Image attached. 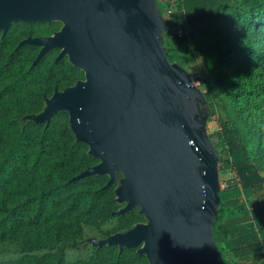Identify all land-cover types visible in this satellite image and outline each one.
Wrapping results in <instances>:
<instances>
[{"label":"trees","instance_id":"16d2710c","mask_svg":"<svg viewBox=\"0 0 264 264\" xmlns=\"http://www.w3.org/2000/svg\"><path fill=\"white\" fill-rule=\"evenodd\" d=\"M182 7L186 14L179 27L223 24L217 79L201 84L213 104L218 98L226 109L247 115L224 125L225 165L243 188H261L264 0H182ZM61 28L59 21H18L0 32V264H150L143 246L105 242L83 248L88 241L127 233L145 222V215L136 208L121 213L116 183L105 173L88 172L101 160L87 144L76 142L66 110L45 121L29 118L42 112L55 93L86 80L85 70L61 55L62 49L43 52L44 46L34 42ZM249 213L246 207L223 204L213 220L224 264H235L241 248L228 247L235 234L222 221Z\"/></svg>","mask_w":264,"mask_h":264},{"label":"water","instance_id":"95a60500","mask_svg":"<svg viewBox=\"0 0 264 264\" xmlns=\"http://www.w3.org/2000/svg\"><path fill=\"white\" fill-rule=\"evenodd\" d=\"M18 21L66 24L34 40L43 52L68 55L72 39L81 49L86 80L47 100L49 119L81 105L93 155L112 156L88 172L119 167L132 190L128 210L140 205L151 222L108 243L143 246L150 264H224L212 232L210 157L189 123L191 89L168 69L155 0H0V32Z\"/></svg>","mask_w":264,"mask_h":264},{"label":"rangeland","instance_id":"374dc122","mask_svg":"<svg viewBox=\"0 0 264 264\" xmlns=\"http://www.w3.org/2000/svg\"><path fill=\"white\" fill-rule=\"evenodd\" d=\"M155 4L161 21L160 38L168 60V69L173 75L182 76L191 89L188 99L189 123L202 137L203 145L210 157L212 176L211 221L213 222L215 217L220 215L223 204L249 209L250 213L248 215L224 218L222 226L227 231L235 234L234 243L230 245L235 246L238 244V247L241 248L238 250L239 255L235 259V264H241L242 260L264 264V186L255 189L242 187L233 169L227 168L225 165V161L229 158L228 147L222 143L225 123L235 120L240 121L241 118H245L247 115L226 109L218 98L215 99V104H213L208 98L206 86L201 84L204 79L211 78L213 81L217 79L214 68L219 55L218 42L225 36L223 24L218 21L179 27L178 22L186 14L181 5V0H155ZM61 25V30L56 32L53 37L57 36L66 26L64 22H61ZM72 42L74 45L68 53V57L74 64H78L76 58L81 55V49L75 39H72ZM243 100L248 102L247 96ZM60 110H66L69 113L70 127L76 137V142L87 144L89 152L95 154L91 131L77 121L81 114V105L70 103L62 106ZM29 118L48 120L49 109L47 103L42 112ZM246 143L248 148L253 145L249 139ZM99 158L101 162L95 168L103 167L105 163L112 160V156L107 155ZM106 174L117 185V200L122 206L120 212L130 211L128 208L131 201L125 196L131 194L132 190L123 172L119 167H116L113 174L110 171H107ZM135 208L144 214L140 205ZM145 218V222L137 224L127 233L134 232L139 225H151L146 215ZM240 229L243 230L242 233L237 234ZM114 236L111 235L104 240L88 241L83 248L86 249L96 243L109 242ZM246 246L248 248L243 249ZM250 248L252 249L251 252ZM248 258H256V260H249Z\"/></svg>","mask_w":264,"mask_h":264},{"label":"crops","instance_id":"0c3cea01","mask_svg":"<svg viewBox=\"0 0 264 264\" xmlns=\"http://www.w3.org/2000/svg\"><path fill=\"white\" fill-rule=\"evenodd\" d=\"M234 239H235V238H234ZM234 239H231V240L228 242V244H229L228 247H229V248H236V247H238V244H236L235 246L230 245L231 243H234V242H233ZM237 260H238V259H237ZM241 264H259V263H253V261H243V260H242Z\"/></svg>","mask_w":264,"mask_h":264},{"label":"built area","instance_id":"2783aa9c","mask_svg":"<svg viewBox=\"0 0 264 264\" xmlns=\"http://www.w3.org/2000/svg\"><path fill=\"white\" fill-rule=\"evenodd\" d=\"M181 5H182V0H181Z\"/></svg>","mask_w":264,"mask_h":264}]
</instances>
